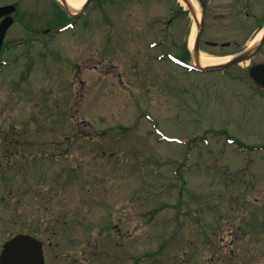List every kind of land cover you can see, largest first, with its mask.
I'll return each mask as SVG.
<instances>
[{
	"label": "rangeland",
	"instance_id": "obj_1",
	"mask_svg": "<svg viewBox=\"0 0 264 264\" xmlns=\"http://www.w3.org/2000/svg\"><path fill=\"white\" fill-rule=\"evenodd\" d=\"M125 2L128 7L119 11L122 19L112 36L93 44L94 63H102L88 80L91 89L77 82L82 74L69 72L25 79L24 59L10 58L12 66L0 75V117L10 123L4 127L16 135L47 134L48 154L58 147L60 152L45 158L41 167L43 190L56 178L68 183L42 197L69 209L73 199L81 198V204L89 199L93 206H80L81 212L89 208L95 239L107 240L105 254L96 251L93 264H264V155L251 153L255 185L229 180L245 154L231 146L223 152L219 141L225 135L264 149V97L240 82L224 81L220 73L187 74L168 61L152 59L158 51L150 50L148 40L155 30L131 27L133 19L137 22L129 17L136 0ZM160 5L144 15L162 12ZM103 25L98 20L96 31ZM72 33L59 36L63 58L73 53ZM123 35L133 37L132 46L119 42ZM123 63L129 70L121 77ZM102 69L112 77H104ZM120 81L132 85L128 92L112 90ZM151 126L167 139L185 143L159 141ZM11 170L2 168L1 174ZM73 170L85 186H75ZM237 175L249 178L245 172ZM28 181L37 190L38 178ZM25 201L16 211L0 206V250L15 231L29 228L24 213L37 204ZM50 204L56 209V202Z\"/></svg>",
	"mask_w": 264,
	"mask_h": 264
},
{
	"label": "flooded vegetation",
	"instance_id": "obj_2",
	"mask_svg": "<svg viewBox=\"0 0 264 264\" xmlns=\"http://www.w3.org/2000/svg\"><path fill=\"white\" fill-rule=\"evenodd\" d=\"M105 2L107 5L104 6ZM160 3L162 12L152 16L144 15L155 7L161 8ZM125 4V0H92L84 9L85 14H88L87 20L84 21L79 10L69 6L68 0H0V8H8L6 15L0 16V24L5 19L13 21L7 30L0 53V75L12 66L10 58H23V72L26 77H61L64 76L63 73L69 72L73 77L82 74L88 80L91 79L95 70H98L94 63L96 58L93 50L97 21L102 20L103 27L109 25L105 35L109 33L112 36L113 29L119 26L122 19L118 18L119 11L123 12L122 7H128ZM108 7L112 8L109 12ZM134 7L135 13L129 17L137 18V22L133 19L131 27L136 25L135 28L154 29V38L148 41L167 46V55L192 64L194 59L200 60L203 56L229 60L250 50L247 60L233 64L221 73L224 79H235L236 74L249 76L255 73L257 66L264 64V0H136ZM69 22L74 24L77 31L72 36L71 58L64 59L63 43L59 36L60 29ZM132 38L123 35L119 42L124 41L128 46H132L129 41ZM53 40L57 41L58 45L53 43ZM99 40L105 41V38ZM81 41L87 42L88 47L81 49ZM177 46L179 51L174 50ZM21 50L25 51L23 55ZM159 52L161 53V50ZM156 57L155 53L151 54L152 59ZM64 60L65 67L62 66ZM2 61H6V65H2ZM81 62L87 64L85 69L81 68ZM90 63L93 65L88 66ZM101 72L106 75L110 73L105 69ZM133 72L134 70L131 75ZM140 72L141 70L137 69V75H140ZM196 72L200 76L207 75L199 70ZM123 74H128L126 67L119 75L123 77ZM88 80L75 81L90 86ZM122 84L126 90L132 87L128 82L122 81ZM249 84L255 92L264 97L262 87L252 81ZM6 125L9 127L10 123L0 117V206L7 205L16 211L21 202L26 203V199L29 202L35 200L37 204L35 208L26 209L24 213L28 218L29 228L25 232L15 231L8 240L22 233L34 236L42 243L44 264H93L96 251L105 254L107 240L95 239L94 220L89 208L85 213L81 212L83 208L80 206L92 205L89 199H83L85 203L81 204V198H75L73 200L76 203L69 209L64 203L42 197V193L54 194L57 188L68 183L66 179L63 181L62 178H56L53 179L56 183L43 190L41 167L45 158L56 156L58 147L48 154L47 134L16 135L14 130L9 132L4 127ZM27 158L33 159L35 163L29 164ZM2 168L13 170L1 174ZM77 174L79 173L73 170L72 179L75 186L78 187V183L85 186V182H79ZM11 176H14L16 181L8 180ZM29 177L38 178L37 190L34 183L28 181ZM51 201L56 202V209L50 204ZM3 220L4 218L0 217V225Z\"/></svg>",
	"mask_w": 264,
	"mask_h": 264
},
{
	"label": "water",
	"instance_id": "obj_3",
	"mask_svg": "<svg viewBox=\"0 0 264 264\" xmlns=\"http://www.w3.org/2000/svg\"><path fill=\"white\" fill-rule=\"evenodd\" d=\"M9 25L10 23L0 28L2 31L0 34V47L3 42L4 33ZM247 57L248 55L245 54L235 59L234 62L241 61ZM225 66L226 65L207 67V69L215 70ZM253 77L259 84L264 86V65L258 67L257 71L253 74ZM0 264H43L41 244L30 236H17L5 245Z\"/></svg>",
	"mask_w": 264,
	"mask_h": 264
},
{
	"label": "bare ground",
	"instance_id": "obj_4",
	"mask_svg": "<svg viewBox=\"0 0 264 264\" xmlns=\"http://www.w3.org/2000/svg\"><path fill=\"white\" fill-rule=\"evenodd\" d=\"M84 2H85V0H68L69 6L74 8V9L80 8ZM226 60L227 59H223V58H213V57L203 56L202 64L203 65H215L218 63H222Z\"/></svg>",
	"mask_w": 264,
	"mask_h": 264
}]
</instances>
